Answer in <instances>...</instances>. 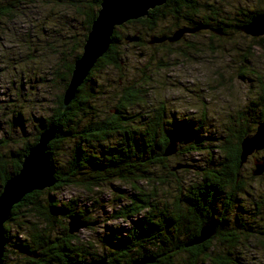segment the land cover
<instances>
[{
    "label": "trees",
    "instance_id": "obj_1",
    "mask_svg": "<svg viewBox=\"0 0 264 264\" xmlns=\"http://www.w3.org/2000/svg\"><path fill=\"white\" fill-rule=\"evenodd\" d=\"M29 1L35 0H0V29H5L7 22L15 21L22 6ZM36 1L50 4L54 0ZM68 2L75 12L84 17V22L80 32L69 35L71 40L68 46L65 45L64 49L58 46L51 48L57 55L64 56L59 57L57 64L49 66L47 72V75H55L54 81L61 88L57 109L44 123V128L56 126L58 129L56 138L49 143L46 152L49 164L55 171L56 183L51 188L26 195L22 202L14 206L5 223L4 264H88L104 257L110 259V264H132L143 257H153L155 262L152 264H178L177 260L181 257L184 258L182 264H241L239 255L245 246L237 235L254 229L250 225L240 224L241 220L235 213L239 207L238 196L246 193L249 179L243 175L241 142L255 133L264 118V83L259 85L257 94L247 107L231 117L230 125L219 137L204 135V121L187 118L177 121L181 126L179 133L170 129L168 126L174 122L168 117L164 104L150 108L149 93L143 87H129L117 96L113 111L107 116L98 115L92 105L94 94L98 93L96 85L99 76L105 70L119 69L123 65V42H129L127 37H133H122V31L128 26L140 28L136 32L143 35H134L139 37V41L133 44L142 47L144 36L151 35L150 44L152 38H170L182 28L199 33L210 25L209 22L217 27L211 28L213 32L227 35L224 34L227 32L225 23L214 18H201L204 6L198 0H168L165 5L151 10L147 18L117 27L112 36V45L90 71L74 100L64 109L63 95L74 69V61L82 54L102 0ZM208 11L217 15L214 11ZM239 16L242 19L233 27L234 31L242 33V29L255 17H264V10L241 11ZM166 23H169V27L162 28ZM30 35L27 32L22 37L30 39ZM255 41L264 45V38ZM26 46L32 50L33 45ZM244 60L247 62L248 57ZM248 73H251L250 70L244 69L240 77L249 79L246 77ZM143 105L148 111L138 112V107ZM21 119L19 115L18 120ZM42 130H37L32 142L11 154L9 168L4 162L0 163L1 188L19 172L21 161L38 143ZM172 141L176 143L178 152L165 157V150ZM207 149L217 151V154L205 159V165L196 167L188 163L192 159L184 161L188 155L203 153ZM65 150L68 151L67 156L62 154ZM172 158H180L173 167L166 164ZM178 165L184 168L173 171ZM160 168L176 179L180 171L195 172L196 177L187 183L176 181L173 204L170 203V196L162 198L156 188L151 190L143 186L149 182L156 185L164 182L158 176ZM187 168L192 170L188 171ZM113 182L129 185L134 191L126 200L128 204L116 213V218L126 226L114 232L107 230L100 247L97 243H82L76 234L69 233L70 218L79 216L87 226L90 223L77 202L64 203L59 200V191L69 186L90 191L112 185ZM253 207L252 217L262 219L264 201H257ZM234 213V223L230 225L229 220ZM31 218L36 222H30ZM206 223L215 225V235L204 243L191 245ZM12 226H15V231L11 230ZM261 229L252 232L264 235ZM214 241L220 243L222 250L216 254Z\"/></svg>",
    "mask_w": 264,
    "mask_h": 264
},
{
    "label": "rangeland",
    "instance_id": "obj_2",
    "mask_svg": "<svg viewBox=\"0 0 264 264\" xmlns=\"http://www.w3.org/2000/svg\"><path fill=\"white\" fill-rule=\"evenodd\" d=\"M198 2L204 6L201 18L224 22L227 31L224 34L227 35L213 32L211 28L217 27L208 21L210 25L204 30L185 34L175 43L165 41L163 43L166 45L149 44L151 35L143 37L142 47L124 40L121 49L122 67L105 70L99 76L96 85L98 93L92 99L98 115L107 116L112 113L117 96L127 88L136 86L138 89L143 87L149 93L150 108L164 104L168 117L174 122L168 127L175 132L180 131L181 127L177 121L187 118L204 121V135L219 137L224 133V129L231 123V117L247 107L257 94L259 85L264 83V45L255 41L264 37L254 38L243 32L238 33L233 27L242 19L239 16L241 11L264 10V0ZM22 7L15 21L7 22L5 29H0L3 31L0 33V163L4 162L8 168L11 165V154L32 142L37 130L43 129L45 120L57 109L61 88L54 81L55 75H47V72L49 66L57 64L62 55L54 53L52 46L64 49L70 43L69 35L80 32L84 22V17L69 6L68 0H54L50 4L35 0ZM208 10L217 15H212ZM164 27L168 28L169 23L162 25ZM139 29L128 26L122 31V37L142 36L136 32ZM27 32L31 34L30 39L22 37ZM28 44L33 45L32 50L27 48ZM245 57H248L247 62ZM247 68L251 72L246 75L249 79L241 78L240 73ZM137 111L148 110L143 105ZM19 115L22 122L18 120ZM62 154L67 156L68 151H62ZM214 154L217 151L207 149L203 153L188 155L184 161L192 159L188 163L198 167L205 165V159ZM180 158H172L166 164L173 167ZM256 162H264V150L255 152L243 165V175L247 179L249 177L246 179L248 188L247 194L238 196L239 207L235 213L241 220L240 224L254 227L252 231L261 228L263 231L264 216L262 219L252 217L254 203L264 201V173L257 177L251 176ZM157 172L164 182L158 185L149 182L143 186L151 190L156 188L162 198L170 196L171 204L176 197V181L187 183L196 177L193 171H180L177 179L168 176L161 168ZM133 193L131 186L113 182L112 185L90 191L79 186H69L59 191L57 196L64 203L77 202L83 216L90 223L87 228L76 233L78 240L85 244L97 243L100 247L107 230L114 232L126 226L116 218V213L128 204L126 200ZM235 213L229 220L230 225L234 223ZM30 220L36 222L33 218ZM13 229L15 226H12ZM252 231H242L237 235L245 246L240 252L239 262L264 264V235H256ZM213 243L216 254L221 250V245L217 241ZM183 260L181 257L177 263L182 264Z\"/></svg>",
    "mask_w": 264,
    "mask_h": 264
},
{
    "label": "water",
    "instance_id": "obj_3",
    "mask_svg": "<svg viewBox=\"0 0 264 264\" xmlns=\"http://www.w3.org/2000/svg\"><path fill=\"white\" fill-rule=\"evenodd\" d=\"M168 0H102L100 9L87 34L81 56L74 61V69L69 83L63 95V108L66 109L74 100L78 89L88 77L97 61L103 57L112 45V36L115 29L129 21L145 19L149 12L163 6ZM197 30L182 28L174 32L170 38H152L150 44L168 41L175 43L180 41L185 34L195 33ZM242 32L254 37H264V17H255ZM129 42H138L139 37H127ZM58 129L56 126L44 128L39 135L38 143L29 150L20 163V170L11 176L2 186L0 193V264H4L5 253V223L15 205L22 202L23 198L35 191H43L51 188L55 183V171L49 164L46 156L47 146L56 138ZM264 150V118L258 124L254 134L245 137L241 142V165H244L255 152ZM178 152L175 142H170L164 156L170 157ZM184 168L176 166L173 171ZM264 173V163L256 162L253 176H261ZM69 233L76 234L87 224L79 216H72L69 221ZM216 233L213 223L202 226L200 235L191 245H199L210 240ZM109 258H102L88 264H110ZM153 257H143L132 264H152Z\"/></svg>",
    "mask_w": 264,
    "mask_h": 264
},
{
    "label": "flooded vegetation",
    "instance_id": "obj_4",
    "mask_svg": "<svg viewBox=\"0 0 264 264\" xmlns=\"http://www.w3.org/2000/svg\"><path fill=\"white\" fill-rule=\"evenodd\" d=\"M22 118V117H21ZM23 120L21 119L20 122H22Z\"/></svg>",
    "mask_w": 264,
    "mask_h": 264
},
{
    "label": "bare ground",
    "instance_id": "obj_5",
    "mask_svg": "<svg viewBox=\"0 0 264 264\" xmlns=\"http://www.w3.org/2000/svg\"><path fill=\"white\" fill-rule=\"evenodd\" d=\"M87 228V227H86Z\"/></svg>",
    "mask_w": 264,
    "mask_h": 264
}]
</instances>
